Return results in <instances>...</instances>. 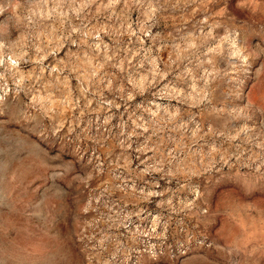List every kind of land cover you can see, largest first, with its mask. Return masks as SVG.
Masks as SVG:
<instances>
[{
	"label": "rangeland",
	"instance_id": "obj_1",
	"mask_svg": "<svg viewBox=\"0 0 264 264\" xmlns=\"http://www.w3.org/2000/svg\"><path fill=\"white\" fill-rule=\"evenodd\" d=\"M158 2L164 0H0V22L15 16L27 26L25 30L18 24L9 40H0V172L6 178L0 182V264H18L23 258L52 259L46 246L38 242L50 230L65 241L67 264H173L177 245L184 246L182 264H264L260 251L264 247V187L259 186V181L249 182L246 175L238 180L217 178L210 170L180 183L174 179L159 180L157 174L147 175L137 181V188L151 184L156 176V191H169L164 197L153 196L141 205L146 210L139 217L133 216L126 228L113 231L92 223L99 218L89 203V189L96 187V183H81L86 173L78 166L67 170L68 165L75 163L74 152L64 153L65 165L57 166L51 173L20 170L21 152L25 150L21 129H25L26 122L19 118L23 110L15 102L23 94L17 93L12 73L22 84L34 82L38 88L47 89L40 93L41 104L58 108L60 119L66 121L65 131L73 124L81 128L85 122L91 125L92 133L102 137L105 147L99 151L105 155L107 146L114 143V135L122 131L126 137L135 128L137 135L131 137L127 155L131 167L138 171L154 155L157 144L161 152L176 149L177 155L182 156L181 148L187 144L183 137L199 133V120L187 124V133L175 130L186 118L167 126L154 123L148 127L153 117L143 108L156 112L159 107L162 116L165 111L188 110L189 105L181 103L180 97L167 98L177 91L217 119L231 114L227 120L207 125L230 138L229 143L205 138L192 145L193 150L208 153L219 148L233 155V161L240 152L246 158L261 157L264 0H167L172 6L159 10L156 22L150 21L151 28L145 33L140 29L151 13L148 5ZM3 30L0 25V32ZM128 31L134 34L128 35ZM29 34L31 38H26ZM188 34L194 38L193 43L198 42L195 38H203L201 50L211 63L176 83L177 73L188 71L190 66L184 61L178 69L173 64L176 71L166 72L162 61L169 60L172 49L162 45L165 38L169 44H181L180 37ZM236 83L243 88V104L238 103L241 90H234ZM129 95L134 98L127 102L121 99ZM12 106L14 109H10ZM138 106L143 108L137 110ZM109 116L111 125L107 126L104 122ZM212 119L210 115L209 120ZM134 121L144 127L137 128ZM85 146L91 148L89 156L94 152L99 155L93 141ZM145 146L153 151H138ZM100 160L103 163L104 156ZM233 161H225V169ZM112 163L115 161L109 158L108 164ZM13 173L14 179L8 180ZM101 176L107 178L104 173ZM213 179L216 185L227 189L224 208L233 224L229 234L218 241L198 232L195 216L185 215L195 211L191 202L201 191L200 181L208 183ZM226 179L239 183L245 190L244 196L232 195L234 189L224 183ZM65 189L72 193L70 200ZM161 199L171 200V205L161 210L157 207ZM62 206L66 213L74 208L71 227L75 239L66 233L67 215L59 222L57 211ZM161 214L171 218L172 227L168 230L164 220L157 219ZM181 221L187 225L185 230L173 232L172 228ZM130 232L138 236L128 240L126 233ZM28 247L30 253L25 251ZM185 255L188 259H184Z\"/></svg>",
	"mask_w": 264,
	"mask_h": 264
},
{
	"label": "clouds",
	"instance_id": "obj_2",
	"mask_svg": "<svg viewBox=\"0 0 264 264\" xmlns=\"http://www.w3.org/2000/svg\"><path fill=\"white\" fill-rule=\"evenodd\" d=\"M169 5L167 0L163 3H157L155 6L148 5L151 9V13L143 21L141 31L147 32L151 28V23L156 22L157 13L159 10L164 9ZM31 24V21H28ZM25 27L22 21L17 20L15 16L12 19H8L7 22H0V25L4 27V30L0 32V40L7 41L10 39L12 31L16 29L17 25ZM35 27V25H33ZM131 26L129 25V28ZM128 35H133L131 31L127 32ZM23 37V33L21 34ZM31 38V34L28 37ZM36 39H39V35H36ZM193 37L191 34L180 37L181 44L167 42L162 45L164 48L171 47L172 51L167 62L165 64L166 72H173V64L179 65L184 61H187L189 67L188 71H179L176 76V83H182L185 77L191 76L192 71H199L205 63H211V60H206L207 55L201 50L203 43L202 37L195 38L197 43H193ZM179 53V54H178ZM111 59V58H110ZM155 65V60L152 61ZM119 67L120 65H115ZM12 82L16 85L17 93H22L16 100V104L22 106L23 115L20 116L23 121L26 122L25 129H21L24 138L25 150L21 152L23 159L20 161V170H31L33 173L45 172L51 173L57 166L63 167L65 160L63 159L64 153H75L73 165H68L67 170H71L73 167L78 166L79 169L86 173L81 178V183L85 186L89 181L96 183V187L90 188L92 194V200L89 202L90 207L94 212L98 213V220H93V224H103L107 229L118 231L119 229L126 228L128 224L132 223V217H139L141 212L145 211V207L141 205L151 201L153 196L164 197L169 189H164L157 192L158 183L157 177L154 176L151 184L145 183L143 187L137 188V181L143 180L145 176L150 174H157L159 180H176L177 183L181 181L188 182L193 176L201 175L205 172L214 170L213 176H225L238 180L241 175H246L248 181L255 183L259 181L261 187H264V142L259 147L261 149V157H244L242 152L235 154V160L233 161V155L227 152H221L219 148L214 149L212 152L202 153L200 151L193 150L192 145H198L200 141L214 140L221 144L229 143L230 138L224 137L222 132H219L215 128H207L209 123H220L222 120H227L231 114L225 115L217 119L214 114L206 113L204 109L199 108V104L192 102L188 96L181 95L177 91L175 96L167 97L173 99L180 97L181 103H186L189 108L186 112L181 113L179 109H176L174 113L165 111L162 116L159 107L156 112H151L150 108H143L138 106L137 110L143 108V111L150 112L153 120L148 123V127H152L154 123L163 124L165 126L174 124L177 119L186 118V122L179 124L175 130L183 129L185 133L189 131L187 128L188 123L199 120V133L192 136H184L183 139L187 141V144L181 148L183 152L182 156L177 155V150L173 149L170 153H164L160 151L159 145L155 146L154 155L149 157L148 161H144L145 167L142 170L133 169L131 167V159L127 155L128 148L131 147V137L137 135L135 128L126 137L121 131L118 135H114V143L107 146V155L104 152H100V148H104L102 144V137L100 134L92 133V126L85 122L84 127H79L75 124L70 125L68 130H64L65 122L60 119V112L58 108L51 106L45 107L41 104L40 93L47 89H41L36 84H22L21 80L16 78V74L12 73ZM226 75H228L226 73ZM25 79L30 80L31 77ZM203 79V78H202ZM207 82L205 81V84ZM7 87V81H5V89ZM111 84H109V88ZM244 88L247 87L245 84ZM234 90L240 88L241 98L238 103H244L243 88L236 83L233 86ZM123 92V89H118ZM30 98V99H29ZM134 97L129 95L127 97L121 96V99L131 100ZM116 105L113 104V107ZM196 108L198 111L193 112L192 109ZM14 109V106L10 107ZM212 115L213 119L210 121L209 116ZM233 119L235 117H232ZM112 117L109 116L105 120L104 124L111 125ZM59 121V122H58ZM137 128L144 127L143 124L136 123ZM123 128V124L120 125ZM147 131V128H145ZM154 130L152 135H156ZM123 137V138H121ZM151 139V137H149ZM88 141H93L97 146V155L94 152L91 156L88 155L91 151L90 147L85 146ZM119 149V154L116 155V150ZM186 149V150H185ZM55 150V152H54ZM138 151H153L152 148L147 146L139 148ZM59 156L60 159L55 157ZM100 156H104L103 163L100 160ZM219 156V159L216 157ZM78 158V160H77ZM111 158L115 163L108 164V160ZM122 161V162H121ZM225 161H233L229 163L227 169H225ZM104 173L105 179L101 176ZM119 173V174H117ZM15 173L7 177L8 180L14 179ZM5 176L0 172V182L5 180ZM226 184H230V187L234 189L232 195L244 196V188L239 183H231V180L226 179ZM201 191L197 194V198L191 202L192 208L195 211H189L186 216L196 217V227L198 232L207 233L209 239L218 241L220 237L227 236L230 230L233 228V224L230 216L224 208L225 192L227 189L220 185H216L214 179L212 182L206 183L201 180ZM61 186V185H60ZM148 189V190H145ZM68 192V198L71 199L72 193ZM94 202V206H93ZM111 205V206H110ZM131 205V208H128ZM171 205V200L161 199L157 205L161 210ZM57 215L59 216V222L61 223L67 215L68 226L66 233L70 234V238L75 239V234L72 231V216L74 215V208L65 212L64 207L58 209ZM164 220V228L168 230L172 227L171 218H165L162 214L157 218ZM188 223H192L189 219ZM187 225L183 221L176 223L172 231L177 230L184 231ZM130 231V230H129ZM128 240H132L138 236V233L127 234ZM105 239L107 237L105 236ZM38 242L46 246L48 252L53 257L52 259L41 261L23 258L18 261V264H67L69 260L68 250L65 241L62 240L55 232L49 231L38 238ZM125 244L127 241L124 242ZM123 245H118V248ZM26 252H31V247L25 249ZM184 251V246H175L173 255L175 260L173 264H182L180 260L181 253ZM261 254H264V247L260 249ZM184 259H188L185 255Z\"/></svg>",
	"mask_w": 264,
	"mask_h": 264
}]
</instances>
